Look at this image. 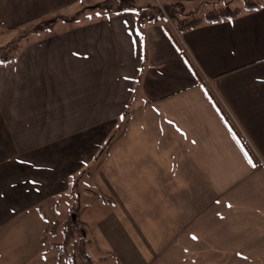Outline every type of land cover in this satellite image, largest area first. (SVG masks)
<instances>
[{
	"label": "crops",
	"instance_id": "obj_1",
	"mask_svg": "<svg viewBox=\"0 0 264 264\" xmlns=\"http://www.w3.org/2000/svg\"><path fill=\"white\" fill-rule=\"evenodd\" d=\"M107 1L0 0V264H65L46 208L81 179L112 264H264V0H155L243 9L176 33Z\"/></svg>",
	"mask_w": 264,
	"mask_h": 264
},
{
	"label": "trees",
	"instance_id": "obj_2",
	"mask_svg": "<svg viewBox=\"0 0 264 264\" xmlns=\"http://www.w3.org/2000/svg\"><path fill=\"white\" fill-rule=\"evenodd\" d=\"M122 1L125 2V0ZM259 5L260 3L254 2L253 0H244L243 9L252 10L253 8L259 7ZM177 7L167 6L166 10L169 17L168 19L175 23V26L179 31L196 27L204 23L234 18L243 11L242 8L233 7L231 1L226 2L224 6L219 9H214L207 12L203 16H190L189 14L183 16V10L181 9L182 6L179 4ZM128 120L129 119L126 120V123ZM74 190L75 184L72 181L71 194H74ZM97 198L107 202L111 201L104 195H98ZM79 212L77 207L73 205L70 208V213L67 219L63 221H56L47 227L42 238V242L46 244L48 235H55L57 230L61 227L62 239L51 244L52 248L57 254V259L59 262H63L65 258V264H96V262L101 264H112L111 259H115L112 255L100 254L95 258L92 256L90 250L94 247V240L91 236L90 228L85 222L81 220Z\"/></svg>",
	"mask_w": 264,
	"mask_h": 264
},
{
	"label": "rangeland",
	"instance_id": "obj_3",
	"mask_svg": "<svg viewBox=\"0 0 264 264\" xmlns=\"http://www.w3.org/2000/svg\"><path fill=\"white\" fill-rule=\"evenodd\" d=\"M138 4H141L142 1L141 0H137ZM254 1H262V0H254ZM152 4L154 5L153 8H156L158 12H161L162 15H167V6L165 4H163L160 1H155L152 2ZM244 1H238L236 2V6H243ZM103 7H107L109 8V12H116L119 11L120 9H125L127 7V5L125 6V2L122 1V3H120V1L118 0H112V1H107L105 2V4L102 5ZM224 6V5H223ZM222 6V7H223ZM173 8V7H170ZM154 14H156V12H154ZM182 16V15H181ZM169 18V17H168ZM68 19V18H67ZM171 22V23H170ZM172 21L168 20V24H169V28L172 30L171 32H175L176 33V29H175V23H173ZM174 27V28H173ZM2 54V52H0V55ZM118 130V129H117ZM87 179H81L80 181H77V184L75 186V190H74V194H72V197H68L65 196L64 198L61 199L60 205H57V207H52V208H46V213L48 216V220L53 223H55L56 220H65L68 218L69 215V207L71 205H75L78 209V212L80 213V216L82 215V211H83V207L85 205H88L91 201H95L94 199V193L92 192H88L85 190V188H89V189H94L93 186L91 184H88ZM90 210V209H89ZM88 210V211H89ZM93 212V209L91 210ZM91 214V212H90ZM83 219V218H82ZM86 221V220H85ZM62 230V228H61ZM49 239L52 240V242H58L62 239V232L60 234H58V236L53 237V236H49ZM94 248H92L90 250V252L92 253V256L95 258L97 257V254H95V251L93 250ZM64 263H66V259L64 258L63 260ZM96 264H101V263H97ZM111 264V263H110Z\"/></svg>",
	"mask_w": 264,
	"mask_h": 264
},
{
	"label": "snow or ice",
	"instance_id": "obj_4",
	"mask_svg": "<svg viewBox=\"0 0 264 264\" xmlns=\"http://www.w3.org/2000/svg\"><path fill=\"white\" fill-rule=\"evenodd\" d=\"M195 239V237H193Z\"/></svg>",
	"mask_w": 264,
	"mask_h": 264
}]
</instances>
